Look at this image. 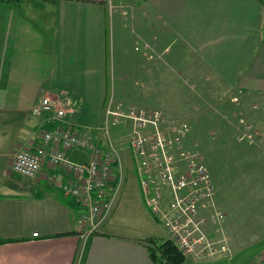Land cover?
I'll return each instance as SVG.
<instances>
[{"label": "rangeland", "instance_id": "374dc122", "mask_svg": "<svg viewBox=\"0 0 264 264\" xmlns=\"http://www.w3.org/2000/svg\"><path fill=\"white\" fill-rule=\"evenodd\" d=\"M26 6L28 21L34 26H28V56L24 58L28 67L19 61L12 73H0V92H4L0 107L15 103L16 109L22 108L25 100L9 99L17 91L27 97L28 105L34 103L53 92L50 82L55 78L57 88L78 101L67 119L72 124L87 129L101 124L110 101L125 107L158 108L189 123L191 139L202 147L222 212L223 226L217 232L223 240L220 254L231 256H186L181 264H264V94L216 81L194 52L144 5L132 0L109 4L110 16L103 19L94 14L97 10L85 6L66 8L65 23L58 27V50L63 41L64 53L56 49L57 28L46 25L47 18L49 25L58 14V6L45 0H28ZM20 28L23 31L24 26ZM25 75L39 84L28 88ZM234 96L237 104L231 101ZM17 115L9 112L0 117ZM28 119L35 122L39 117L28 113ZM250 124L256 133L253 139L238 141L237 133L245 134ZM110 132L112 137L126 134L122 128ZM120 159L122 178L105 224L125 232L147 215L155 236L167 239L166 230L143 204L127 144L120 150Z\"/></svg>", "mask_w": 264, "mask_h": 264}, {"label": "crops", "instance_id": "0c3cea01", "mask_svg": "<svg viewBox=\"0 0 264 264\" xmlns=\"http://www.w3.org/2000/svg\"><path fill=\"white\" fill-rule=\"evenodd\" d=\"M45 1L58 6V14L49 25V18L46 19L47 28H57V42L58 27L66 20V8L85 6L97 10L94 14L103 19L106 14L110 16L106 6L130 0ZM132 1L144 5L185 48L194 52L216 81L245 92L264 94V6L259 0ZM27 3L28 0H0V73H12L19 61H25L21 65L28 67L24 59L28 54V26H34L28 21ZM62 42L61 50L60 42L56 44L59 53H64ZM23 80H28V88L30 84H39L31 82L30 75ZM50 83L54 85L53 92L42 96L63 91L57 88V79L51 78ZM3 95L0 92V99ZM15 95L9 99L25 100L22 108L16 109L15 103L0 107V116L18 112L17 118L0 117V264H155L146 248L138 243L140 239L158 238L147 215H142L137 225L125 232L104 223L96 233L85 237L78 231L73 202L63 197L57 185L49 184L51 170L42 167L35 179L12 171L15 153L38 141L43 122L41 117L35 122L28 119L32 102L28 105L21 92ZM78 152L81 151L72 150L70 159Z\"/></svg>", "mask_w": 264, "mask_h": 264}, {"label": "built area", "instance_id": "2783aa9c", "mask_svg": "<svg viewBox=\"0 0 264 264\" xmlns=\"http://www.w3.org/2000/svg\"><path fill=\"white\" fill-rule=\"evenodd\" d=\"M264 5V0H259ZM231 101L238 103V98ZM78 101L59 92L32 103L30 113L43 118L38 141L15 153L12 171L35 179L42 167L53 172L47 179L57 185L77 209L78 231L96 233L110 214L122 178L120 150L130 149L143 204L153 220L167 232L178 252L198 258L228 257L223 251V217L214 182L200 143L191 139L189 123L158 108L118 104L104 108L101 124L94 128L72 124L67 117ZM122 128L124 136L110 130ZM238 141L252 140V125ZM72 150L86 154L73 161ZM36 236V234H34ZM226 248L224 247V252Z\"/></svg>", "mask_w": 264, "mask_h": 264}, {"label": "trees", "instance_id": "16d2710c", "mask_svg": "<svg viewBox=\"0 0 264 264\" xmlns=\"http://www.w3.org/2000/svg\"><path fill=\"white\" fill-rule=\"evenodd\" d=\"M138 243L146 248L150 260L155 264H181L185 259L168 239L149 237L138 240Z\"/></svg>", "mask_w": 264, "mask_h": 264}, {"label": "water", "instance_id": "95a60500", "mask_svg": "<svg viewBox=\"0 0 264 264\" xmlns=\"http://www.w3.org/2000/svg\"><path fill=\"white\" fill-rule=\"evenodd\" d=\"M73 160H75L77 162H82L83 163L86 160V154L83 153V152H78L77 153V156H74V159Z\"/></svg>", "mask_w": 264, "mask_h": 264}]
</instances>
